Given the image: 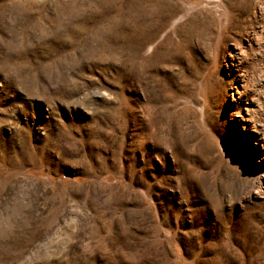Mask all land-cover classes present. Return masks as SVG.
I'll use <instances>...</instances> for the list:
<instances>
[{
    "label": "rangeland",
    "instance_id": "rangeland-1",
    "mask_svg": "<svg viewBox=\"0 0 264 264\" xmlns=\"http://www.w3.org/2000/svg\"><path fill=\"white\" fill-rule=\"evenodd\" d=\"M0 264H264V0H0Z\"/></svg>",
    "mask_w": 264,
    "mask_h": 264
},
{
    "label": "bare ground",
    "instance_id": "bare-ground-1",
    "mask_svg": "<svg viewBox=\"0 0 264 264\" xmlns=\"http://www.w3.org/2000/svg\"><path fill=\"white\" fill-rule=\"evenodd\" d=\"M243 82V81H242Z\"/></svg>",
    "mask_w": 264,
    "mask_h": 264
}]
</instances>
